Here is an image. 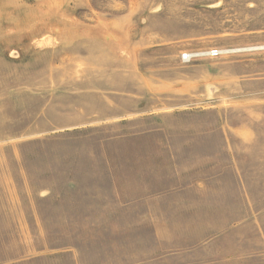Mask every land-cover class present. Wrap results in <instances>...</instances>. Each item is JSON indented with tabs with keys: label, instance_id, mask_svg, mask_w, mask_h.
<instances>
[{
	"label": "rangeland",
	"instance_id": "rangeland-1",
	"mask_svg": "<svg viewBox=\"0 0 264 264\" xmlns=\"http://www.w3.org/2000/svg\"><path fill=\"white\" fill-rule=\"evenodd\" d=\"M0 264H264V0H0Z\"/></svg>",
	"mask_w": 264,
	"mask_h": 264
},
{
	"label": "built area",
	"instance_id": "built-area-1",
	"mask_svg": "<svg viewBox=\"0 0 264 264\" xmlns=\"http://www.w3.org/2000/svg\"><path fill=\"white\" fill-rule=\"evenodd\" d=\"M210 55L216 56V55H218V51L217 50H211ZM188 57H190V55L185 54L184 58H188Z\"/></svg>",
	"mask_w": 264,
	"mask_h": 264
}]
</instances>
